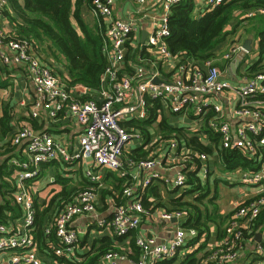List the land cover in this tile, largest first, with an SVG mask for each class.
Masks as SVG:
<instances>
[{
    "label": "built area",
    "instance_id": "built-area-1",
    "mask_svg": "<svg viewBox=\"0 0 264 264\" xmlns=\"http://www.w3.org/2000/svg\"><path fill=\"white\" fill-rule=\"evenodd\" d=\"M180 1H159L162 11L159 23L142 42L139 22L134 18L114 17L115 0H91L108 63L96 95L87 87L69 86L67 78H62L57 69L42 62L43 55L38 53L39 49L32 40L13 38L0 28L2 62L5 65L25 66L33 83L35 100L32 116L37 118L45 111L51 119L56 120L67 111L83 129L79 140L80 150L75 154L51 135L36 133L30 126L13 132L10 140L12 146L26 145L27 155L23 161H13L18 170L14 186L10 185L11 188L6 191L13 193V200L20 207L22 216L16 221L0 222V264H45L34 234V199L27 187L29 181L39 176L43 163L55 160L67 163L83 161L88 165L86 177L90 182L88 188L74 194L72 201L45 228L48 238L55 235L57 239V243L48 240V252L53 264L60 263L58 258H78L82 233L73 225L79 218L97 211L96 201L104 186V172L122 178L130 177L132 181L123 189V201L116 205L113 218L98 221L100 228L109 229L117 237H126L137 231L142 218L150 215L149 209L139 198L140 191L148 189L156 180H163L167 185L179 189L187 187V171L198 162L205 163L208 160L206 153L180 151L165 160L152 153L137 160L126 156L132 143L143 141V134L136 131L132 123L149 121L156 102L176 115H192L195 121V126L190 127L192 131H209L219 137L221 149L237 150L254 162L252 168H238L223 175L224 181L239 183L248 190L242 192L232 205L225 238L213 245L199 264H239L242 258L247 263L264 264L263 243L257 240L260 233L246 238L251 226L264 212V73H248V68L255 62L251 64L245 56L251 55L253 50L248 51L245 39L239 37L218 61L198 63L184 60V55L173 54L167 43L170 36L168 20L172 6ZM202 1L204 12L200 15L225 2ZM152 2L134 0L140 11ZM7 5L8 0H0V22ZM258 17L264 19V9L245 12L241 15L243 27H248L249 22ZM143 53L155 59L154 68L149 67ZM239 57L242 60L236 76H231V65ZM220 61L226 64L225 70L219 65ZM159 67L164 68L169 79L157 83L156 80L162 76ZM231 77H236L235 83ZM169 139L170 149L176 151L179 140L176 137ZM156 143L157 140L148 143L146 150ZM165 165L176 169L174 179L162 177L160 169ZM132 169L138 173L133 175ZM203 172L206 178L208 169L204 168ZM187 214L186 209L160 213V218L165 222L177 221L170 243L159 242L156 237L138 235L135 237L138 259L131 258L120 246L104 254L100 262L157 264L176 259L189 240L198 237L195 228L186 229L179 222Z\"/></svg>",
    "mask_w": 264,
    "mask_h": 264
},
{
    "label": "crops",
    "instance_id": "crops-1",
    "mask_svg": "<svg viewBox=\"0 0 264 264\" xmlns=\"http://www.w3.org/2000/svg\"><path fill=\"white\" fill-rule=\"evenodd\" d=\"M159 1L160 0H153L151 4L146 5L142 11H140V8L134 3V0H115L114 17L134 18L137 22H139L141 25L140 28H142V42H144L148 35L152 33L155 25L159 23V19L162 15ZM203 10V1L197 0L196 14L200 15V13L204 12ZM81 16L86 24L98 27L97 18L93 14L91 4H84L81 10ZM253 21L255 22V20L249 22V27L255 25L256 22L254 23ZM254 27L259 28L258 25ZM0 28H2L5 32H8L11 36H16V24L12 22L6 15H4L2 21L0 22ZM236 37L234 38L236 39ZM244 39L245 43L247 41L251 42L252 50L255 49V51H257L259 38H256L254 34H251L250 36L246 35ZM33 42L37 47L36 49H39L38 53L43 55L42 62L49 67L57 69L61 77L67 78L68 81L66 70L67 62L64 61L61 52L56 47L52 46L53 42L47 39H44L43 41L33 40ZM228 49L229 47H227L223 52L225 53ZM143 54V57H145L149 67L154 68L155 59L148 54ZM249 56H252V54L246 55L245 58ZM258 59L259 52L258 56L254 55L251 64L256 62ZM137 61L138 60L135 58V63H137ZM225 65L226 64L224 62L222 65H220L222 70H225ZM159 68L162 69V76L156 80L158 81L157 83L169 79L164 68ZM231 71L232 72H230L229 75L231 74V76H236L237 70L236 73H234L232 70V65ZM231 78L235 83L236 77ZM72 89L73 88L70 90ZM34 100V86L26 67L23 65H5L0 58V119L6 110L8 116L10 117L9 124L12 129L10 135L8 134L4 140H0V167L3 169V178H0V222L6 223V220L16 221L21 219L22 216L20 207H18L13 200V193H8L6 191L12 187L16 171L18 170V168L13 165V161H23L27 155L26 145H22L20 147L12 146L10 140L14 131L25 126H30L36 133H46L51 135L55 141L65 145L68 151L72 154L78 153L80 150L79 140L83 134L82 127H80L76 121L70 117L67 111L63 112L56 120L51 119L45 111H43L39 117L34 118L32 116ZM164 119H166L168 125L171 128L177 130L180 129L181 133L179 132V134L175 131H163L160 127V124ZM127 124L131 126L130 122ZM132 124L136 131L143 134V141L135 142L130 145L126 152V156L128 158L137 160L146 158L152 153L156 156L160 155L165 160L166 157L173 156L180 151H198L206 153L208 160L205 163L198 162L194 166L190 167L187 171V178L188 174L193 172L197 177H199V179H202L204 186H207V189L210 191L207 199L213 197L216 188L218 187V204L221 210L220 213L222 215H229L230 218L232 205L237 199H239L242 192L248 189L239 183L231 184L224 181L223 175H225V173L228 174L238 168H252L254 166V162L251 161V159L237 150L225 151L221 149L219 137L209 133V131H192L190 127L195 126V121L194 117L190 114L187 116H184L183 114L176 115L163 107L159 109L158 118L152 124L143 125V128L137 127L136 122ZM171 137H176L179 140V146L176 151L171 150L169 147L168 141ZM190 137H197L198 141L202 145L210 149V152L200 151L193 146H190L186 141V138ZM154 140H157L158 143H156L155 146L150 147L147 151V144L153 142ZM9 143L10 147L5 148V145ZM134 151H136V153H138L137 155L140 156L133 157L132 154ZM232 152H237L240 156H243L246 165L241 164L235 167L233 170H228L224 157ZM87 168L88 165H86V163L83 161L67 163L63 160H55L43 163L40 166L39 176L27 183V187L32 193L34 199L36 212L38 210L40 212L44 211L51 200L54 197L59 196L63 192L64 188H67L68 193L71 194L69 197L70 199L76 192L88 188L90 182L86 177ZM204 168L206 170L208 169L206 178H204ZM160 172L164 178L174 179L176 177V169L171 167V165L162 166ZM137 173V170L132 169L133 175ZM119 180L123 182H121V189L118 188L120 184ZM3 182L5 184H3ZM130 182H132L130 177L122 178L117 174L104 172V186H102L100 195L96 201L97 211L94 214L79 218L73 225L75 229L82 233L81 244L78 249L79 255H87L95 248L96 250L94 253L90 254V257H93L99 252L98 249L102 246H109L108 248L112 249H116L121 246L129 253L131 258L138 259L139 251L136 246H134V248L132 245L133 241H135V237L138 235L156 237L158 241L162 243H170V241L174 238L177 221L174 220L172 223L165 222L160 218V213L162 211L186 209L188 211L187 216H184L179 220L180 224H182V226L186 229L193 228L187 226L189 209L190 211H192V209L189 205L180 206L181 203L192 205L197 204L203 211H205V206L203 203L198 204L195 200L198 196L197 193L185 194L186 192L190 191L188 184L184 189H179L171 184L167 185L163 180H156L148 189L139 192V198L142 200L143 204L144 201H146L148 204L144 206L146 209H149L150 215L144 216L142 218L141 225L137 231L129 234L126 237L114 236L109 229L105 227L100 228L98 226V221H110L113 218L116 205L123 201V189ZM136 184L137 183H135V185ZM179 190H182L180 194ZM203 193H205V191H203ZM189 196H193V198H191L193 199L194 203L189 199H186V197ZM181 197L182 199L178 201ZM207 199L205 200L204 204L206 203ZM59 200H61L62 203H65V200L68 199L61 197ZM45 217L47 218V216ZM228 222L229 219L227 220L226 225L223 227L225 231ZM259 233L261 234L263 243L264 233ZM37 241L39 244V250L41 252L40 255L43 258L45 264H53L52 257L48 252V243H46V246H42L40 240L37 239ZM191 241L192 240H189L186 247L174 260V264H181L186 255L199 249L200 253L198 256L203 257V255L207 254L211 247L220 240L218 239L216 227L211 224L209 237H207V233H204L200 238H198L197 242H194L192 246L189 244ZM239 264L252 263H250V261L247 263L246 259L242 258L239 261Z\"/></svg>",
    "mask_w": 264,
    "mask_h": 264
},
{
    "label": "trees",
    "instance_id": "trees-1",
    "mask_svg": "<svg viewBox=\"0 0 264 264\" xmlns=\"http://www.w3.org/2000/svg\"><path fill=\"white\" fill-rule=\"evenodd\" d=\"M196 2L197 0H181L172 6L168 20L170 36L167 39L171 52L176 55H184V60L189 59L198 63L209 60L218 61L224 54L223 51L231 43H234V37L239 36L240 39H244L246 35L254 34L256 38H259V59L248 68V73L250 75L264 73V19L260 17L254 19L256 22L253 21L254 26L258 25L259 28L254 26L243 27V20L241 19V15L247 11L264 9V0H225L217 8L200 16L196 14ZM85 3L89 5L91 0H8L4 15L16 24V36L13 38L32 41L47 39L53 42L52 46L61 52L64 61L67 62L69 86L82 85L90 89L93 95H96L101 88V76L108 63L103 52V38L98 27L86 24L81 16V10ZM159 108V102H156L151 120L145 123H137V127L143 128V125L155 122L158 118ZM9 120L10 117L5 110L0 119V140H4L12 132ZM160 127L163 131L168 132L179 133L181 131L171 128L166 119L162 121ZM186 141L197 150L210 152V149L202 145L197 137L186 138ZM9 147L10 143L5 145V148ZM137 154L134 151L132 156H140ZM224 160L228 170H233L241 164L246 165L243 156L237 152L228 154ZM0 178H3L2 167H0ZM121 182L119 189L122 188L123 182ZM187 184L190 191L185 194L197 193L196 202L198 204L203 203L205 206V211H203L197 204H180V206H190L192 211L189 209L187 226L198 231V237L191 239L190 246L197 242L204 233H207V237L210 236L211 224L216 227L218 239L223 240L226 236L223 227L226 225L229 215L220 213L218 187L213 197L207 199L210 191L195 173L190 172L188 174ZM70 195L67 188H64L59 196L51 200L44 211L38 210L36 212L34 234L42 246H46L48 240L57 243L55 235L47 237L45 228L55 220L63 207L72 201L74 196L70 199ZM61 197L68 200L62 203L59 200ZM181 199L182 197L178 201ZM144 205H148L146 201H144ZM258 232L264 233V212L259 220L251 226L246 238L255 236ZM132 245L135 246V241ZM108 247H100L99 252L93 257H90V254L94 253L95 248L87 255L78 254V258L71 260L58 258V261L63 264H102L100 261L104 254L113 250ZM199 250L186 255L181 264H199L206 257V254L199 257ZM174 260H165L159 264H174Z\"/></svg>",
    "mask_w": 264,
    "mask_h": 264
},
{
    "label": "water",
    "instance_id": "water-1",
    "mask_svg": "<svg viewBox=\"0 0 264 264\" xmlns=\"http://www.w3.org/2000/svg\"><path fill=\"white\" fill-rule=\"evenodd\" d=\"M245 48L248 50V51H251V42L250 41H247L245 43ZM241 57L237 58L235 63L232 65V70L234 73H236V70H237V67L239 66L240 62H241ZM158 82V81H156ZM257 240L258 241H262V237L260 234L257 235Z\"/></svg>",
    "mask_w": 264,
    "mask_h": 264
},
{
    "label": "rangeland",
    "instance_id": "rangeland-1",
    "mask_svg": "<svg viewBox=\"0 0 264 264\" xmlns=\"http://www.w3.org/2000/svg\"><path fill=\"white\" fill-rule=\"evenodd\" d=\"M228 46H229V45H228ZM222 54H223V53H222ZM254 55L258 56V52L255 51V49L252 51V56L246 57V59L252 62V61H253V57H254ZM222 63H223V62L220 61V62H219V65H222ZM136 142H137V141H136ZM183 191H184V190H183ZM181 192H182V190H179V194H180ZM191 197L193 198V196H189V197H186V199H189L191 202L194 203V201H193V199H192ZM191 202H190V203H191ZM188 207H189V206H188Z\"/></svg>",
    "mask_w": 264,
    "mask_h": 264
}]
</instances>
